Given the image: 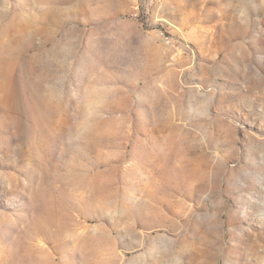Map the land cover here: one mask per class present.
<instances>
[{"label":"rangeland","instance_id":"374dc122","mask_svg":"<svg viewBox=\"0 0 264 264\" xmlns=\"http://www.w3.org/2000/svg\"><path fill=\"white\" fill-rule=\"evenodd\" d=\"M0 264H264V0H0Z\"/></svg>","mask_w":264,"mask_h":264}]
</instances>
